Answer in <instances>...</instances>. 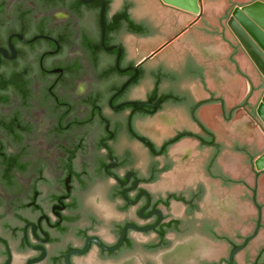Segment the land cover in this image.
<instances>
[{"label":"flooded vegetation","instance_id":"af4514ba","mask_svg":"<svg viewBox=\"0 0 264 264\" xmlns=\"http://www.w3.org/2000/svg\"><path fill=\"white\" fill-rule=\"evenodd\" d=\"M105 1L103 33L101 0H0V264H264L258 221L225 217L200 175L171 182L177 144H221L204 102L147 68L142 0ZM217 157L197 170L218 179Z\"/></svg>","mask_w":264,"mask_h":264},{"label":"water","instance_id":"95a60500","mask_svg":"<svg viewBox=\"0 0 264 264\" xmlns=\"http://www.w3.org/2000/svg\"><path fill=\"white\" fill-rule=\"evenodd\" d=\"M101 1L100 22L104 33L106 1ZM161 1L165 5L160 0H142L137 9L141 14L150 13L155 17L160 29L154 39L140 43L142 57L147 60L148 69L167 64L177 85L175 94H179L178 86H183L192 103L204 102L198 118L208 133L217 137L222 148L219 153L213 145H206L201 152L197 140H183L170 151L179 165L168 177L178 184L200 175L210 196L213 195L212 204L220 202L225 217L239 223L249 218L261 224L254 243L256 247L264 245V136L240 108L231 121L223 114L244 102L247 106L242 107L248 114L257 106L254 119L264 131V0ZM120 2L115 0L114 6ZM187 55H191L188 61ZM185 67L186 76L181 84ZM170 118L175 120L176 116ZM165 126L166 122L161 120V136ZM190 127L198 131L195 124ZM215 153L218 157L214 174L219 177H204L202 170L197 169ZM259 154L253 166V158ZM219 178L231 183L223 185ZM248 231V228L242 229L244 234ZM239 249L232 252L231 263ZM73 253L78 252L67 254V264Z\"/></svg>","mask_w":264,"mask_h":264},{"label":"crops","instance_id":"0c3cea01","mask_svg":"<svg viewBox=\"0 0 264 264\" xmlns=\"http://www.w3.org/2000/svg\"><path fill=\"white\" fill-rule=\"evenodd\" d=\"M256 1V0H255ZM261 1H263V0H261ZM160 2L162 3V1L160 0ZM254 2V1H253ZM252 3V2H251ZM163 5H165L164 3H162ZM167 6V5H166ZM236 6H238V5H235L234 7H236ZM170 7V6H169ZM176 9V8H175ZM234 9V8H233ZM202 14H203V1H202V13H201V15H199L200 17L202 16ZM231 14V13H230ZM230 16V15H229ZM226 25L228 26V24H227V21H226ZM228 28H229V26H228ZM230 29V28H229ZM230 31H231V29H230ZM232 32V31H231ZM232 34H233V32H232ZM234 35V34H233ZM234 37H235V35H234ZM236 38V37H235ZM236 40H237V38H236ZM238 41V40H237ZM238 43H239V41H238ZM240 44V43H239ZM240 46H241V44H240ZM242 47V46H241ZM243 48V47H242ZM243 50H244V48H243ZM245 51V50H244ZM245 53L247 54V52L245 51ZM247 56L249 57V59L251 60V62L253 63V61H252V59L250 58V56L247 54ZM253 65L255 66V64L253 63ZM255 68L257 69V67L255 66ZM258 70V69H257ZM259 72V71H258ZM260 73V72H259ZM260 75H261V73H260ZM262 76V75H261ZM263 77V76H262ZM264 79V78H263ZM240 110H241V112L242 113H244L245 114V116L256 126V128L259 130V132L264 136V131L262 130V128L260 127V125L258 124V122L254 119V118H252L246 111H245V109L243 108V107H240ZM264 152V151H263ZM262 152V153H263ZM261 153V154H262ZM261 154H259L258 156H255L254 158H253V166H254V161L261 155ZM255 170V169H254ZM257 172V171H256Z\"/></svg>","mask_w":264,"mask_h":264}]
</instances>
